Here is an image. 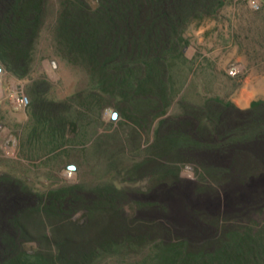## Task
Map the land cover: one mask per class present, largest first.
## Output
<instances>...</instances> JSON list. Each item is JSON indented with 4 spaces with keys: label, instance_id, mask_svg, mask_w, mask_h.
<instances>
[{
    "label": "trees",
    "instance_id": "16d2710c",
    "mask_svg": "<svg viewBox=\"0 0 264 264\" xmlns=\"http://www.w3.org/2000/svg\"><path fill=\"white\" fill-rule=\"evenodd\" d=\"M56 2L53 46L86 72L88 97L120 98L139 128L157 120L126 170L150 180L142 190L102 181L39 193L1 175L0 264H264V100L239 109L182 96L168 113L182 91L174 68L183 33L215 19L224 0ZM46 13L47 0H0V65L10 76H29ZM38 86L32 100L43 96ZM182 163L194 179L180 176Z\"/></svg>",
    "mask_w": 264,
    "mask_h": 264
},
{
    "label": "rangeland",
    "instance_id": "374dc122",
    "mask_svg": "<svg viewBox=\"0 0 264 264\" xmlns=\"http://www.w3.org/2000/svg\"><path fill=\"white\" fill-rule=\"evenodd\" d=\"M57 8L56 0H47L29 76L14 78L0 65V176L19 179L39 193L102 181L142 190L149 184V175L141 171L128 176L126 170L145 153L157 120L149 117L139 128L127 118L120 98L105 97L96 103L88 97L86 72L63 61L53 46L50 29ZM183 37L187 45L174 68L182 91L168 113L178 112L182 96L191 103L220 98L239 109L264 100V0L258 10L251 9L248 0H224L215 19L190 23ZM50 61L57 66L54 72L48 69ZM234 65L241 72L229 76ZM33 82L39 83L36 90L43 93L34 100L30 96ZM17 90L28 99L25 109H15L11 103L10 96ZM112 112L119 114L117 121L111 120ZM114 159H119L117 167L110 165ZM70 164L74 170L67 168ZM179 174L186 180L195 177L189 163L180 164ZM81 213L73 220L82 222ZM25 246L31 250L35 243L28 241Z\"/></svg>",
    "mask_w": 264,
    "mask_h": 264
},
{
    "label": "built area",
    "instance_id": "2783aa9c",
    "mask_svg": "<svg viewBox=\"0 0 264 264\" xmlns=\"http://www.w3.org/2000/svg\"><path fill=\"white\" fill-rule=\"evenodd\" d=\"M262 0H248V5L253 10H258L261 6ZM48 69L49 71H55L57 66L55 62L50 61L48 63ZM241 72V68L237 65H234L230 67L228 71L229 76H237ZM1 77V74H0ZM11 103L15 109H25L28 106V99L27 97L22 93L21 90H17L12 93L10 96Z\"/></svg>",
    "mask_w": 264,
    "mask_h": 264
},
{
    "label": "water",
    "instance_id": "95a60500",
    "mask_svg": "<svg viewBox=\"0 0 264 264\" xmlns=\"http://www.w3.org/2000/svg\"><path fill=\"white\" fill-rule=\"evenodd\" d=\"M117 116H118V113H114V114H112V119H114V121L116 120V118H117ZM67 168L68 169H74L75 168V166H67Z\"/></svg>",
    "mask_w": 264,
    "mask_h": 264
},
{
    "label": "crops",
    "instance_id": "0c3cea01",
    "mask_svg": "<svg viewBox=\"0 0 264 264\" xmlns=\"http://www.w3.org/2000/svg\"><path fill=\"white\" fill-rule=\"evenodd\" d=\"M264 63V62H263ZM263 79H264V75H263V77H262ZM250 104V103H249ZM248 107H249V105H248ZM248 107H244L245 109H247Z\"/></svg>",
    "mask_w": 264,
    "mask_h": 264
},
{
    "label": "bare ground",
    "instance_id": "6f19581e",
    "mask_svg": "<svg viewBox=\"0 0 264 264\" xmlns=\"http://www.w3.org/2000/svg\"><path fill=\"white\" fill-rule=\"evenodd\" d=\"M117 119H118V116H117L116 120H117ZM116 120H115V121H116Z\"/></svg>",
    "mask_w": 264,
    "mask_h": 264
}]
</instances>
